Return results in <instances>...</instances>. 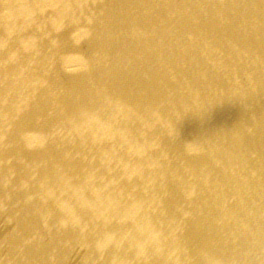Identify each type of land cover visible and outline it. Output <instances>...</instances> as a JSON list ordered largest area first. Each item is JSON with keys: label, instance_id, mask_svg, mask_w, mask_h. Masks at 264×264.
Returning <instances> with one entry per match:
<instances>
[{"label": "bare ground", "instance_id": "obj_1", "mask_svg": "<svg viewBox=\"0 0 264 264\" xmlns=\"http://www.w3.org/2000/svg\"><path fill=\"white\" fill-rule=\"evenodd\" d=\"M0 264H264V0H0Z\"/></svg>", "mask_w": 264, "mask_h": 264}]
</instances>
